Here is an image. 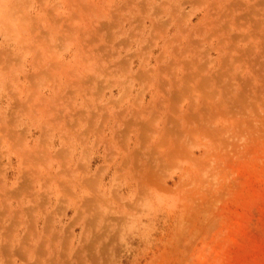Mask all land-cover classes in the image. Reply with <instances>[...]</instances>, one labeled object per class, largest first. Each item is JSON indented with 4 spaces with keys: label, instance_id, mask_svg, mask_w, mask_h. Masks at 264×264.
Wrapping results in <instances>:
<instances>
[{
    "label": "rangeland",
    "instance_id": "1",
    "mask_svg": "<svg viewBox=\"0 0 264 264\" xmlns=\"http://www.w3.org/2000/svg\"><path fill=\"white\" fill-rule=\"evenodd\" d=\"M0 264H264V0H0Z\"/></svg>",
    "mask_w": 264,
    "mask_h": 264
}]
</instances>
